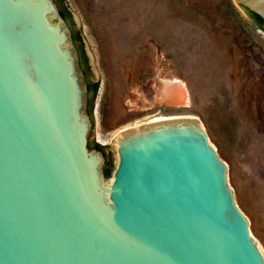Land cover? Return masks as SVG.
Wrapping results in <instances>:
<instances>
[{
    "label": "water",
    "instance_id": "obj_1",
    "mask_svg": "<svg viewBox=\"0 0 264 264\" xmlns=\"http://www.w3.org/2000/svg\"><path fill=\"white\" fill-rule=\"evenodd\" d=\"M89 92L58 0H0V264H264L199 116L123 129L107 175Z\"/></svg>",
    "mask_w": 264,
    "mask_h": 264
},
{
    "label": "rangeland",
    "instance_id": "obj_2",
    "mask_svg": "<svg viewBox=\"0 0 264 264\" xmlns=\"http://www.w3.org/2000/svg\"><path fill=\"white\" fill-rule=\"evenodd\" d=\"M67 3L92 79L101 83L89 92V144L104 146L96 148L109 160L110 175L123 129L158 116H199L228 163V182L264 254V27L236 0ZM176 77L187 83L188 105L157 96Z\"/></svg>",
    "mask_w": 264,
    "mask_h": 264
},
{
    "label": "trees",
    "instance_id": "obj_3",
    "mask_svg": "<svg viewBox=\"0 0 264 264\" xmlns=\"http://www.w3.org/2000/svg\"><path fill=\"white\" fill-rule=\"evenodd\" d=\"M58 2L60 4V9H61V12L64 15V17L67 18L68 20H70L72 25H74V23H75L74 14H73L72 10L70 9V6L68 5L67 0H58ZM246 11L248 12V14L252 17V19L257 24L264 27V18L262 16H260L259 14H257L256 12H254L248 8H246ZM74 38L78 42L82 62H83L84 68H85V72L88 76L89 88L94 94H96L100 88L101 83H100V80H93L92 79V76H91L92 74L90 72V66H89V56L85 50L84 38H83V34H82L81 30L74 29ZM90 110L93 111L92 103L90 105ZM94 146L99 147V148H104V146L99 144V143H95ZM104 170H105V173L107 175L110 174L111 165H110L109 160L105 164Z\"/></svg>",
    "mask_w": 264,
    "mask_h": 264
},
{
    "label": "bare ground",
    "instance_id": "obj_4",
    "mask_svg": "<svg viewBox=\"0 0 264 264\" xmlns=\"http://www.w3.org/2000/svg\"><path fill=\"white\" fill-rule=\"evenodd\" d=\"M157 96L164 101H176L178 105H188L190 102V92L187 83L185 82V80L177 77L173 79H166L158 88ZM165 117L167 116H158L154 117V119L151 120H158ZM142 122H138L136 124H140Z\"/></svg>",
    "mask_w": 264,
    "mask_h": 264
},
{
    "label": "flooded vegetation",
    "instance_id": "obj_5",
    "mask_svg": "<svg viewBox=\"0 0 264 264\" xmlns=\"http://www.w3.org/2000/svg\"><path fill=\"white\" fill-rule=\"evenodd\" d=\"M70 21V20H69ZM71 23V22H70ZM72 26V29H73V34H74V29H75V27L73 26V25H71ZM81 54V53H80ZM88 56H89V54H88Z\"/></svg>",
    "mask_w": 264,
    "mask_h": 264
}]
</instances>
